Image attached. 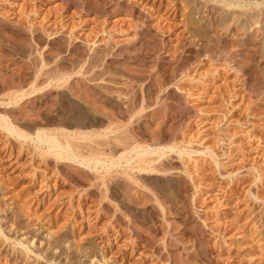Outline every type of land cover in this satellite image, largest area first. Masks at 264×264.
<instances>
[{"label":"rangeland","instance_id":"374dc122","mask_svg":"<svg viewBox=\"0 0 264 264\" xmlns=\"http://www.w3.org/2000/svg\"><path fill=\"white\" fill-rule=\"evenodd\" d=\"M0 264H264V0H0Z\"/></svg>","mask_w":264,"mask_h":264},{"label":"bare ground","instance_id":"6f19581e","mask_svg":"<svg viewBox=\"0 0 264 264\" xmlns=\"http://www.w3.org/2000/svg\"><path fill=\"white\" fill-rule=\"evenodd\" d=\"M7 129V128H6ZM41 136V135H40ZM45 137V136H44ZM46 138H49V137H46ZM45 140V139H44ZM47 140V142H48V144L50 145V151H49V153H56L57 154V156H61V155H58V154H61V152L59 153L58 151H59V149H60V147H59V144L57 143L58 141H56L55 139H52V138H49V139H46ZM137 147V146H136ZM66 148V147H65ZM134 151H135V153L137 154V155H139V157H140V164L138 165L139 167H141V169H143V171L145 170H147V171H159L158 169H157V167H153V165H152V163H153V161L154 160H152V158H150V157H147L150 153H152V152H149V151H141V150H139V149H134ZM75 153V152H74ZM154 153V152H153ZM152 153V154H153ZM79 156V155H78ZM61 158V157H60ZM66 158V157H65ZM149 169H151V170H149ZM142 171V170H141ZM262 180V179H261Z\"/></svg>","mask_w":264,"mask_h":264}]
</instances>
